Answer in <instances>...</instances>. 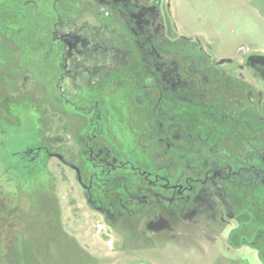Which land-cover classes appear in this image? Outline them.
Returning a JSON list of instances; mask_svg holds the SVG:
<instances>
[{
  "label": "rangeland",
  "instance_id": "obj_1",
  "mask_svg": "<svg viewBox=\"0 0 264 264\" xmlns=\"http://www.w3.org/2000/svg\"><path fill=\"white\" fill-rule=\"evenodd\" d=\"M138 1L154 7L159 32L171 51L179 50L178 63L196 67L199 82L204 76L199 90L210 79L215 88L210 86L208 97L223 100L224 113L251 125L243 134L247 155L256 146L264 152V0ZM100 11L108 9L96 0H0V18L12 24L10 31L0 28V264H264V187L262 214L249 206V191L242 198L236 193L234 206L242 215L229 218L208 201L174 232L153 233L142 222L115 225L88 206L64 162L89 174L82 146L88 119L79 107L84 98H95L90 92L97 88L80 91L65 77L66 45L54 41L53 27L60 18L73 26L103 27L107 37L122 33L117 46L131 47L122 22L99 17ZM145 76L139 68H126L98 87L105 99L103 140L130 157L139 151L134 136L145 130V111L134 103L132 84L137 89ZM169 113L176 114L175 108ZM192 113L200 120L210 116L204 110L184 112L179 117L191 128ZM212 123L218 126V119ZM235 125L222 126L225 146L239 155L244 141Z\"/></svg>",
  "mask_w": 264,
  "mask_h": 264
},
{
  "label": "flooded vegetation",
  "instance_id": "obj_2",
  "mask_svg": "<svg viewBox=\"0 0 264 264\" xmlns=\"http://www.w3.org/2000/svg\"><path fill=\"white\" fill-rule=\"evenodd\" d=\"M96 1L103 10L108 9L106 13L100 11L99 17L105 14L122 22L131 47L117 46L115 39L121 40L122 33L121 38L107 37L103 27L73 26L70 19L64 18L53 27L54 41L66 45L65 77L80 91L93 85L97 88L90 92L95 98H84L79 107L80 114L88 119L82 131V146L89 174L64 162L75 172L88 206L115 225L128 227L132 222H142L153 233L176 231L195 207L208 201L219 204L229 218H235V212L242 215L233 201L236 193L242 198L247 191L249 206L262 214L264 152L256 146L255 152L251 148L252 155H247L248 137L243 134L244 129L251 127L248 121L240 115L231 117L224 113L225 102H214L208 97L210 86L215 88L209 78L207 88L199 90L200 83L206 82L204 76L199 82L196 67L178 63L179 50L171 51L167 38L159 32L160 18L155 16L154 7L138 0ZM66 26L69 30L64 33ZM126 68H139L146 75L137 89L132 84L134 103L145 111V130L133 135L139 151L131 152V157L114 151L103 140L107 132L105 99L98 89L104 80L112 81ZM195 94L205 99L194 97ZM172 108L176 114L169 113ZM195 109L209 111L210 116L200 120L192 113L191 128L179 116ZM216 119L218 126L212 123ZM226 121L236 124V136L240 143L244 141L239 155L233 154L231 146H225L227 129L222 125ZM239 206L247 209L246 202H238Z\"/></svg>",
  "mask_w": 264,
  "mask_h": 264
},
{
  "label": "trees",
  "instance_id": "obj_3",
  "mask_svg": "<svg viewBox=\"0 0 264 264\" xmlns=\"http://www.w3.org/2000/svg\"><path fill=\"white\" fill-rule=\"evenodd\" d=\"M12 26V24H10ZM10 25L9 24H6L3 19L0 18V28H2V30H4L5 32L7 31H10ZM38 41L40 42L41 45L45 46L46 44L44 43L45 41H41L39 40L38 38ZM40 44H37L36 40H35V44L34 46L37 47V48H40ZM45 44V45H44Z\"/></svg>",
  "mask_w": 264,
  "mask_h": 264
},
{
  "label": "built area",
  "instance_id": "obj_4",
  "mask_svg": "<svg viewBox=\"0 0 264 264\" xmlns=\"http://www.w3.org/2000/svg\"><path fill=\"white\" fill-rule=\"evenodd\" d=\"M238 50L240 52H249L250 51V48L249 47H240Z\"/></svg>",
  "mask_w": 264,
  "mask_h": 264
},
{
  "label": "crops",
  "instance_id": "obj_5",
  "mask_svg": "<svg viewBox=\"0 0 264 264\" xmlns=\"http://www.w3.org/2000/svg\"><path fill=\"white\" fill-rule=\"evenodd\" d=\"M179 33L182 35L183 34V30H182V28L180 27V25H179ZM186 37V36H185ZM187 38H189V39H191L192 37H187ZM206 42V41H205ZM208 44V43H207Z\"/></svg>",
  "mask_w": 264,
  "mask_h": 264
},
{
  "label": "water",
  "instance_id": "obj_6",
  "mask_svg": "<svg viewBox=\"0 0 264 264\" xmlns=\"http://www.w3.org/2000/svg\"><path fill=\"white\" fill-rule=\"evenodd\" d=\"M56 158H58V159H60L61 161H63V158H62V156H60V155H58V154H56V155H54Z\"/></svg>",
  "mask_w": 264,
  "mask_h": 264
}]
</instances>
